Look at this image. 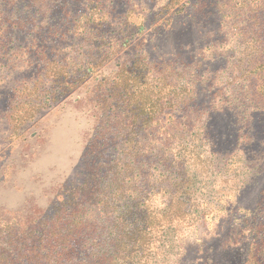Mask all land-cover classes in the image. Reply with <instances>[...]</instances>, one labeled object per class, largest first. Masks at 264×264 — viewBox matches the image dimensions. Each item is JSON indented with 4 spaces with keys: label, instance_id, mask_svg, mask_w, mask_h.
Returning <instances> with one entry per match:
<instances>
[{
    "label": "rangeland",
    "instance_id": "1",
    "mask_svg": "<svg viewBox=\"0 0 264 264\" xmlns=\"http://www.w3.org/2000/svg\"><path fill=\"white\" fill-rule=\"evenodd\" d=\"M72 209L111 264H264V0H0V224Z\"/></svg>",
    "mask_w": 264,
    "mask_h": 264
},
{
    "label": "trees",
    "instance_id": "2",
    "mask_svg": "<svg viewBox=\"0 0 264 264\" xmlns=\"http://www.w3.org/2000/svg\"><path fill=\"white\" fill-rule=\"evenodd\" d=\"M133 92L141 100L140 105L143 108L151 107L154 103V99L152 101L149 97L152 93L139 90L137 86H134ZM95 196L96 202L93 205L98 209L104 201L96 193ZM80 208L85 209V205ZM97 229V225L92 223L87 214H79V211L74 209L69 215L58 216L52 222L27 228L26 231L13 230L0 224V238H3L4 234L8 236V242H5L4 246L0 245V251L2 254L11 252L10 257L0 259V264H111L105 256L101 257L95 253L92 255L86 247L89 244H79L77 241V237L82 235L84 237L96 235ZM81 253L84 256L77 258Z\"/></svg>",
    "mask_w": 264,
    "mask_h": 264
}]
</instances>
